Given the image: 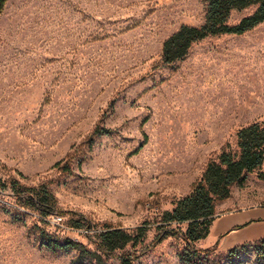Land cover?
Listing matches in <instances>:
<instances>
[{
	"label": "rangeland",
	"instance_id": "rangeland-1",
	"mask_svg": "<svg viewBox=\"0 0 264 264\" xmlns=\"http://www.w3.org/2000/svg\"><path fill=\"white\" fill-rule=\"evenodd\" d=\"M253 9L233 11L229 21ZM205 12L204 0H7L0 13V264H71L76 252L47 249L41 231L95 249L106 226L146 228L141 242L125 247L140 254L133 264H183V241L171 230L186 224L161 218L224 146L237 151L239 129L264 118V22L241 35L208 36L182 59L162 61L165 38L183 24L201 25ZM96 126L110 132L89 142ZM66 161L70 171L61 168ZM258 173L215 202L210 229L224 215H264ZM13 179L45 186L51 212L22 204ZM239 231L246 241L264 237V220ZM223 239L209 233L195 245L218 242L217 252L226 251ZM238 264H264V255L249 248Z\"/></svg>",
	"mask_w": 264,
	"mask_h": 264
},
{
	"label": "trees",
	"instance_id": "trees-1",
	"mask_svg": "<svg viewBox=\"0 0 264 264\" xmlns=\"http://www.w3.org/2000/svg\"><path fill=\"white\" fill-rule=\"evenodd\" d=\"M7 0H0V13ZM206 12L201 25H181L175 32L169 35L162 43L161 59L164 63H173L182 59L189 48L197 41L208 36L221 34L241 35L258 24L264 22V0H204ZM254 7L253 11L242 16L238 21H229L233 11H242ZM110 130L103 126H96L90 137L100 134H108ZM237 151H232L229 145L224 146L217 159L207 162L201 176L192 183L190 192L178 199L171 211L164 213L161 221L185 223L186 228H175L171 233L178 235L183 241V246L177 255L183 264H238L241 255L252 248L258 256L264 255V237L236 244L226 251L217 252L218 242L209 247H197L195 243L204 239L210 232V225L214 219L215 202L227 198L231 187L242 184L248 174L259 172L258 176L264 179V173L260 171L264 162V118L254 121L236 133ZM62 160L54 166H60ZM61 168L70 171V163L66 161ZM12 193L22 204H31L40 208L43 215H47L53 209L51 193L45 186L38 188H26L13 179L11 181ZM61 210L56 214H60ZM251 219L234 226L241 228L252 221ZM79 226V224L76 225ZM87 230V229H86ZM146 228L137 227L134 232L123 228L101 229L97 234L95 249L86 247L77 239L65 238L63 241L54 239L44 231H41L44 244L51 251L74 250L76 255L71 264H84V260L91 264H109L108 259L119 257V264H133L139 257V253L125 249L128 244H136L144 238ZM165 234L157 235L152 244L160 241ZM222 236V235H221ZM115 252H119L115 254ZM222 259L225 262H222Z\"/></svg>",
	"mask_w": 264,
	"mask_h": 264
},
{
	"label": "crops",
	"instance_id": "crops-1",
	"mask_svg": "<svg viewBox=\"0 0 264 264\" xmlns=\"http://www.w3.org/2000/svg\"><path fill=\"white\" fill-rule=\"evenodd\" d=\"M251 219L264 220V215H261L256 211H248L244 213L224 215L218 218L216 221H214L209 233L217 237L224 236L223 244L226 245V248H230L236 244L246 241L245 239L246 234L242 233L243 235H239V233L241 232L239 231L240 228H234V226L243 224L244 223L243 221L246 222ZM250 238L251 239H249L248 241L254 240L253 236H250Z\"/></svg>",
	"mask_w": 264,
	"mask_h": 264
},
{
	"label": "built area",
	"instance_id": "built-area-1",
	"mask_svg": "<svg viewBox=\"0 0 264 264\" xmlns=\"http://www.w3.org/2000/svg\"><path fill=\"white\" fill-rule=\"evenodd\" d=\"M61 219H62L61 215H59V214H54V215H53V221H54V223H58V222H60ZM86 231H87V230H86Z\"/></svg>",
	"mask_w": 264,
	"mask_h": 264
}]
</instances>
